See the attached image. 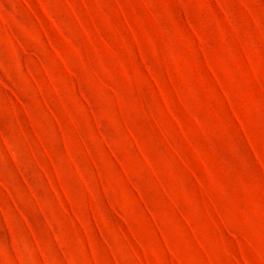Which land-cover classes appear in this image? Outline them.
Masks as SVG:
<instances>
[{"label":"rangeland","instance_id":"rangeland-1","mask_svg":"<svg viewBox=\"0 0 264 264\" xmlns=\"http://www.w3.org/2000/svg\"><path fill=\"white\" fill-rule=\"evenodd\" d=\"M0 264H264V0H0Z\"/></svg>","mask_w":264,"mask_h":264}]
</instances>
